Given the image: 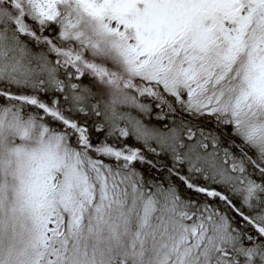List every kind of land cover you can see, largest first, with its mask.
Here are the masks:
<instances>
[{
    "label": "snow or ice",
    "instance_id": "obj_1",
    "mask_svg": "<svg viewBox=\"0 0 264 264\" xmlns=\"http://www.w3.org/2000/svg\"><path fill=\"white\" fill-rule=\"evenodd\" d=\"M0 264H264V0H0Z\"/></svg>",
    "mask_w": 264,
    "mask_h": 264
}]
</instances>
